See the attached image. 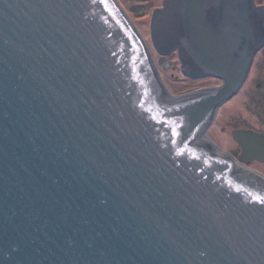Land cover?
I'll return each mask as SVG.
<instances>
[{
    "label": "water",
    "instance_id": "95a60500",
    "mask_svg": "<svg viewBox=\"0 0 264 264\" xmlns=\"http://www.w3.org/2000/svg\"><path fill=\"white\" fill-rule=\"evenodd\" d=\"M255 8L164 0L155 61L118 0H0V264H264V134L233 130L239 159L207 135ZM175 50L223 83L171 94Z\"/></svg>",
    "mask_w": 264,
    "mask_h": 264
},
{
    "label": "rangeland",
    "instance_id": "374dc122",
    "mask_svg": "<svg viewBox=\"0 0 264 264\" xmlns=\"http://www.w3.org/2000/svg\"><path fill=\"white\" fill-rule=\"evenodd\" d=\"M118 1L147 41L155 61H158L160 54L154 49L151 42V18L155 8L162 7V0ZM166 57L168 59V65L166 67L158 65V69L167 89L173 95H181L208 87H217L222 84L221 80L214 77H188L181 72V63L176 53L172 52ZM236 111V113L242 112L243 115L247 114L244 108H239V110L237 109ZM234 115L235 111H232L229 105L226 106L223 104L219 108L213 124L208 128L207 135L215 141L220 148L239 158L241 149L230 139L231 129L233 128L231 117ZM247 164L250 168L264 173V164L255 162V160L247 161Z\"/></svg>",
    "mask_w": 264,
    "mask_h": 264
},
{
    "label": "flooded vegetation",
    "instance_id": "af4514ba",
    "mask_svg": "<svg viewBox=\"0 0 264 264\" xmlns=\"http://www.w3.org/2000/svg\"><path fill=\"white\" fill-rule=\"evenodd\" d=\"M163 2L164 0H162V6ZM254 2L256 8L254 13L253 35L250 44L251 62L249 71L245 81L242 83L238 91L224 103L226 106L229 105L232 111H235V115L231 117L233 128L231 129L230 139L240 149L241 147L239 143L232 136L233 130H253L264 134V0H254ZM174 53H176L179 58L178 51L175 50ZM233 56L236 55L234 54ZM180 63L182 66L181 61ZM181 72L183 73L182 68ZM205 77L217 78L212 75L195 78ZM217 79L221 80L220 78ZM221 82L223 83L222 80ZM239 108H244L247 114L243 115L242 112L236 113V110H239ZM255 162L259 161L255 160ZM245 164L248 165L247 162ZM259 173L264 176V173Z\"/></svg>",
    "mask_w": 264,
    "mask_h": 264
}]
</instances>
